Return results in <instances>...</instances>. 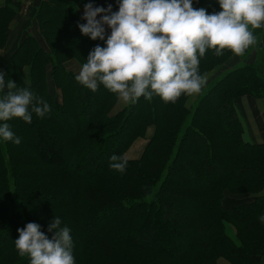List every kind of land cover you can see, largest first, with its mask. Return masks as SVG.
<instances>
[{
	"label": "trees",
	"instance_id": "trees-1",
	"mask_svg": "<svg viewBox=\"0 0 264 264\" xmlns=\"http://www.w3.org/2000/svg\"><path fill=\"white\" fill-rule=\"evenodd\" d=\"M96 1L40 0L34 29L24 30L0 69L6 82L51 108L43 118L33 113L30 124L7 121L19 145L0 139V236L9 235L0 264H30L12 231L32 222L51 239L55 217L70 229L75 264H264V195H258L264 142L243 139L237 109L244 97L264 100V59L249 58L252 48L264 51V27L257 44L204 88L192 110L182 95L174 104L141 97L115 111L116 95L102 85L92 92L75 79L108 36L94 41L78 27L86 24L79 10ZM192 3L199 9L203 0ZM20 8L16 0L0 4V50ZM206 11H221L218 1ZM231 54L208 50L200 74ZM138 139L147 141L140 157L125 159ZM113 155L127 160L123 173L111 169ZM168 246L175 248L168 253Z\"/></svg>",
	"mask_w": 264,
	"mask_h": 264
},
{
	"label": "clouds",
	"instance_id": "clouds-1",
	"mask_svg": "<svg viewBox=\"0 0 264 264\" xmlns=\"http://www.w3.org/2000/svg\"><path fill=\"white\" fill-rule=\"evenodd\" d=\"M221 11L208 14L194 8L192 0H120L117 12L88 3L78 25L84 36L105 41V25L111 30L104 47L97 45L82 65L76 81L97 91L99 86L125 103L153 96L176 103L182 95H198L206 85L199 72L200 58L208 50L221 56L225 50L236 56L257 44L254 30L264 27V0H218ZM97 17H100L98 20ZM51 108L27 88L5 81L0 71V139L21 143L7 121L32 122ZM110 167L123 173L127 160L113 155ZM264 222V216L260 217ZM49 239L36 223L18 229L15 248L30 264H75L70 229L55 217Z\"/></svg>",
	"mask_w": 264,
	"mask_h": 264
},
{
	"label": "rangeland",
	"instance_id": "rangeland-1",
	"mask_svg": "<svg viewBox=\"0 0 264 264\" xmlns=\"http://www.w3.org/2000/svg\"><path fill=\"white\" fill-rule=\"evenodd\" d=\"M205 4H208L209 2H211L210 0H204ZM218 1V0H217ZM23 22L21 23L20 20H18L16 23H13L11 24L10 26V31H9V41L6 45V47L4 48V50L0 51V69L4 63V61H6V59L8 58V55L10 53V50L14 48V46H17L18 45V39H19V36L21 34V32H19L20 30V27L23 26ZM32 30V29H31ZM254 33H255V36H259V33H260V29H256L254 30ZM17 44V45H16ZM242 57V58H241ZM256 57V60L257 62H260V60L264 59V51H259L258 49L256 48H252L249 52V58L250 59H255ZM240 59H243V56H239ZM238 61L234 62V65L233 66H236L238 65L239 63H237ZM230 63V62H228ZM71 65V67L73 69H75V65L73 63H69ZM229 64L226 65V63L224 65H222L221 67H218L216 71H212L213 72V79H215L220 73L221 71H223L225 68H230L232 66H228ZM212 79V80H213ZM202 93V92H201ZM198 94V95H192V96H188L186 102H185V107L189 110H192L193 107H194V104H196L199 96L201 95ZM246 98L247 100H249L247 103H244L243 101V98L238 102V105H237V109H238V115L239 116V120L244 124V127H243V139L246 140V141H249V140H252V138H246L245 137V131L247 132V135H249V125L251 127H260V117L256 111V109H249V110H245V109H242V107L244 105H254L256 103H262L263 105V110H264V100L263 99H259V98H251V97H244ZM264 114V111L261 112ZM257 115V116H256ZM263 119H264V116H263ZM244 121V122H243ZM228 126V122L226 121V124L224 125V127L226 128ZM263 130V129H262ZM255 140H260V141H263L264 139V133L262 132H259V133H254L253 136H252ZM141 142L138 143V145H140ZM147 143L146 140L142 141V146H145V144ZM258 143V142H257ZM133 147V146H132ZM136 150V149H135ZM133 151L132 154H136V151ZM47 154L48 156L50 155L49 154V151H47ZM194 154V151L191 150L189 153H188V156L189 158H191ZM87 169V168H86ZM84 169L81 168L80 172H83ZM216 170V168L214 169ZM85 171V170H84ZM203 182H205V180L201 179ZM258 195H264V190L262 192H260ZM257 196V195H255ZM225 199H232L231 197H225ZM234 199L232 201H229L228 203L230 202H233ZM226 202V200H225ZM168 217H170L168 215ZM167 217V218H168ZM154 223V222H153ZM154 227V225H153ZM226 230V233L227 235H229L230 237H233L234 234H233V229L230 227V226H227L225 228ZM12 234H18V230L17 229H14L12 231ZM9 237V235L5 234V232H3L0 236V246L3 244V241L5 239H7ZM165 250L170 253L174 248L175 246L171 247V246H168V247H164ZM262 258L259 259V262L262 261L261 260ZM26 264V263H25ZM219 264H227L226 261H224L223 259H220L219 260Z\"/></svg>",
	"mask_w": 264,
	"mask_h": 264
},
{
	"label": "crops",
	"instance_id": "crops-1",
	"mask_svg": "<svg viewBox=\"0 0 264 264\" xmlns=\"http://www.w3.org/2000/svg\"><path fill=\"white\" fill-rule=\"evenodd\" d=\"M16 1L20 4V7L21 8L19 9L17 18L12 22V24L13 23H16L18 20H20L21 23L23 22L24 25L21 26L20 27V30H19V32H21V34H20V36H21L22 34H24L23 32H24L25 29H28V28H29L28 30H31V29L33 30L34 29L35 23L32 21V12L35 11V9H36V7L38 5V2L40 0H16ZM70 1L71 0H67L68 3ZM117 1H119V0H97L96 1V4L94 5V7H103L105 9H107L109 5H113ZM210 1L213 2V1H217V0H210ZM5 2H6V0H0V4H3ZM204 2L205 1L203 0V3L200 5L199 8L206 9V7L209 5V3H211V2H209L208 4H205ZM79 12L82 15H84V8L83 9H80ZM97 19L99 20L100 17H97ZM104 27H105V35H110L111 30L106 25ZM20 36H19V38H20ZM18 41H19V39H18ZM15 47L16 46H14V48L11 49L10 52H12L15 49ZM2 50H4V49H2ZM2 50H0V51H2ZM236 61H238L237 63H239L240 58H239V56H236V55H234L232 53L231 56H230V58L227 60L226 65L229 64L228 66H232L233 67L234 62H236ZM228 62H230V63H228ZM227 69H229V68H227ZM216 70L217 69H214L213 71H216ZM203 76L206 78V85H205V87H206L212 81V79L214 78L213 77V72L212 71L211 72H208V73H206ZM204 88H203V90H204ZM243 101H244V103H247L249 100H247L246 98H243ZM127 104L128 103H125V102H123L122 100H120L118 98L117 101H116L115 107H114L115 108V111L118 110V109H120V108H122V107H124V106H126ZM242 109H245V110L256 109V111H257V113H258V115L260 117V121H259L260 127L259 128L258 127H254V126L251 127L249 125V127H248L249 128V135H247V132L245 131V137L246 138H252V140L254 142H258V143L264 142V139H263V141H260V140H255L252 137L254 133H259V132L264 133V119H263L264 114L261 113V112L264 111L263 110L262 103H256L254 105H244L242 107ZM243 127H244V124H243ZM152 132H153L152 128H149L147 130L146 139L151 136ZM146 139H138V140H136V142L134 143L133 147H131L124 154V158L127 159V160L138 159L140 157V154H141L143 148H144V146H142L143 145L142 144V141H144ZM139 142H141L140 145H138ZM134 150L136 151V154H134V153L132 154V152Z\"/></svg>",
	"mask_w": 264,
	"mask_h": 264
}]
</instances>
